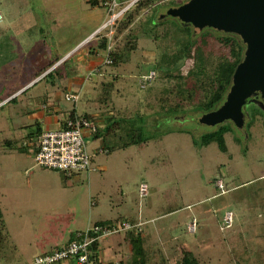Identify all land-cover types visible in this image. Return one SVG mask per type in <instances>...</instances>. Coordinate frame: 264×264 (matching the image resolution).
I'll return each instance as SVG.
<instances>
[{
  "label": "rangeland",
  "instance_id": "374dc122",
  "mask_svg": "<svg viewBox=\"0 0 264 264\" xmlns=\"http://www.w3.org/2000/svg\"><path fill=\"white\" fill-rule=\"evenodd\" d=\"M170 1L187 0H153V6L131 25L140 33L137 50L118 66L101 65L100 75L86 81L74 103L65 100V75L73 62L61 63L90 40L42 72L105 23L106 9L93 8L86 0H0V211L6 236L0 264H28L39 255L40 240L49 238L56 228L59 233L64 230L59 245L88 225L144 222L174 210L142 224L146 264H177L180 244L200 264H264V102L251 99L243 107L245 123L247 115L251 118V112H257L244 131L230 121L222 123L233 128L224 135L225 153L216 143L200 146L203 135L215 127L199 124L202 114L194 108L175 115L159 109L158 100L165 95L161 88L171 83L162 73L164 64L179 52L174 43L184 41L176 19L158 20ZM124 17L113 36L121 45L118 27ZM158 21L163 23L155 27ZM108 31L101 30L100 36ZM163 32L167 39L162 38ZM211 48L220 51L217 45ZM192 67L193 59H185L180 73L186 75ZM150 72L155 73L154 81L142 86L141 79ZM84 74L80 68L76 76L85 78ZM102 80L113 84L108 110H99L95 104ZM53 108L59 111L52 112ZM124 109L133 119L129 122L142 128L146 141L141 145L121 147L126 141L121 132L116 137L85 135L95 171L73 176L36 164L29 134L35 131L37 119L48 130L53 127L47 121H59L54 116L68 119L74 111L102 125L113 115L111 111ZM98 149L108 153L98 154ZM215 179L222 182V190ZM142 183L148 187L146 197L138 193ZM226 211L232 212L234 221L221 230ZM192 218L198 224L195 235L185 228ZM121 236L99 242L104 263L112 258L130 263V247L114 245Z\"/></svg>",
  "mask_w": 264,
  "mask_h": 264
},
{
  "label": "trees",
  "instance_id": "16d2710c",
  "mask_svg": "<svg viewBox=\"0 0 264 264\" xmlns=\"http://www.w3.org/2000/svg\"><path fill=\"white\" fill-rule=\"evenodd\" d=\"M171 2L172 1L168 3ZM90 4L94 5L95 3L90 1ZM168 5L178 6L180 5V2ZM150 6H153V0H139L131 7L128 14L123 15L125 17L122 19L118 27L119 33L122 32L121 35L123 38V44L121 45V43H117V41L114 42L112 38L113 46L109 52L111 64L108 66L115 67L124 63L128 59V55L137 50L140 33L137 29L131 28V25H133V21L138 16L143 14ZM162 23V21H158L155 27L161 25ZM178 25V34L182 36L181 38H183L184 41L182 42L178 40L174 43L179 48V52L171 54V56L168 57V61L164 64L166 66H164V71L162 73L168 79H171V83L169 87L161 88L162 94L165 95L163 98L158 100L159 109L161 111L167 110L169 114L174 115L179 112H184L190 108H194L200 114L209 113L216 110L225 100L226 94L231 86L234 71L243 59L245 46L240 42L239 37L232 34L218 33L212 29H205L201 32V34L193 37V31L190 25ZM162 38L167 39V32L162 33ZM95 42L97 43L96 47L98 49H106L107 39L104 35L96 36ZM216 45L220 50L218 52L211 48ZM90 49L94 52L93 47H90ZM189 58L193 59V67L186 75H182L180 73L182 63L185 59ZM59 60L60 58H57L55 61L47 65L42 73L48 71L50 67H52ZM61 65H65V63L62 62ZM172 67H174V69L170 70ZM57 70L58 68L53 69L47 73L46 76L51 75ZM172 81H174V83ZM100 86L101 90H99L98 95L95 98V104L99 106V110H108L110 109L108 108V104L111 101L113 84L110 81L105 82L102 80ZM127 111V109L111 111L113 112V115L103 120L102 126L99 127L97 132L94 134V138L100 136L116 137V135L121 132L126 136V141L121 142V147L123 148L133 145L139 146L144 143L146 139L142 138V128L129 122L133 119L127 117ZM245 114H247L246 111ZM256 115L257 112L254 110L251 112V118L247 115L245 128H249L251 126ZM76 116L75 112L71 111L67 118L73 119ZM80 116L90 119L88 114ZM126 117L128 119H126ZM137 119H139V117H137ZM63 127L64 123L60 126V128ZM231 130H233L231 123H229V126H224L223 124L217 125L212 131L203 135L200 146L206 147L211 143H216L218 149L225 153L227 148L224 135ZM41 133V126L39 123H35V131L29 134L30 138L33 137L31 139L34 140V154L37 152V141ZM59 219H61V217H59ZM103 223L108 222H101L100 224ZM4 229L5 227L2 221V213L0 211V255H2L3 252L2 245L6 240ZM57 230V228L53 229V234L51 236L47 235L49 238L40 240V244H38L40 249L39 255L49 253L67 245L75 238V235L78 232L75 231L71 233L67 242L58 245L57 242L63 236L64 230L60 233L57 232ZM54 233H57L56 236H54ZM122 235H124L125 243L130 247L131 261L129 264H146L143 238L141 237V234L137 230L132 229L122 233ZM98 244L99 242L94 243L90 247V250L93 253L91 261L94 263L99 262L100 259L98 258ZM180 253V259L177 264H200V261L193 255V253L186 250V248H182ZM68 264L74 263L69 262ZM117 264L123 263L120 261Z\"/></svg>",
  "mask_w": 264,
  "mask_h": 264
},
{
  "label": "built area",
  "instance_id": "2783aa9c",
  "mask_svg": "<svg viewBox=\"0 0 264 264\" xmlns=\"http://www.w3.org/2000/svg\"><path fill=\"white\" fill-rule=\"evenodd\" d=\"M139 0H102L100 5L106 9L108 13L107 21L95 31L87 40L98 36L101 30H109L104 36L107 39V46L104 50V58L102 64L108 66L111 64L109 52L113 46V35L117 22L123 15L131 9V7ZM179 1V0H175ZM2 15L0 13V22ZM98 72V69L90 71L86 75V80H90L91 76ZM155 79V73L150 72L141 79V85H149ZM80 92H68L65 94V100L68 102H78ZM99 126L90 119L82 116H76L73 119H66L64 127L52 130H46L41 133L37 141V152L34 154L35 162L38 166L46 169L61 171L67 175H72L81 171H95L92 168L91 156L87 151V145L84 140L85 135H94ZM98 154H107V150L98 149ZM216 186L222 190V182L216 181ZM138 193L140 197L148 195V187L142 183L139 185ZM234 216L231 211H226L222 218V229L230 228L233 224ZM136 226L127 221L111 222L103 224L88 225L83 231H78L75 238L67 245L59 249L53 250L43 255H37L28 264H104L101 259L94 263L91 261L93 256L90 250L91 245L98 243L109 236L122 234ZM196 229V221L193 220L188 230L194 232ZM99 258V257H98Z\"/></svg>",
  "mask_w": 264,
  "mask_h": 264
},
{
  "label": "water",
  "instance_id": "95a60500",
  "mask_svg": "<svg viewBox=\"0 0 264 264\" xmlns=\"http://www.w3.org/2000/svg\"><path fill=\"white\" fill-rule=\"evenodd\" d=\"M166 17L176 19L180 25H190L194 35L212 29L239 37L245 51L225 100L197 121L209 127L230 121L244 131L243 107L251 99L264 102V0H188L168 7L158 20Z\"/></svg>",
  "mask_w": 264,
  "mask_h": 264
},
{
  "label": "crops",
  "instance_id": "0c3cea01",
  "mask_svg": "<svg viewBox=\"0 0 264 264\" xmlns=\"http://www.w3.org/2000/svg\"><path fill=\"white\" fill-rule=\"evenodd\" d=\"M87 1V3L88 4H90V1H93L95 4L94 5H91L93 8H96V7H100V2H99V0H86ZM123 1V0H122ZM101 8V7H100ZM106 13H107V11H106ZM108 14V13H107ZM104 24V23H103ZM103 24H101L99 27H97V28H95L90 34H88L86 37H84L81 41H79L77 44H75L71 49H69L68 51H66L63 55H62V57H60V60L59 61H61L67 54H69L70 52H72L74 49H76L77 47H79V46H81L82 45V43L84 44L85 42H87V40L91 37V35L95 32V31H97ZM100 35V34H99ZM98 35V36H99ZM96 38V37H95ZM95 38H92V39H90V41L89 42H87V47L84 45V46H82V48L81 49H79V50H76V52L75 53H73V54H71L68 58H66L63 62L65 63V64H67V62H69L70 60H71V62H73V63H71V65L69 66V69L67 70V72H66V75H65V78H66V80H67V86H66V92H65V94L66 93H68V92H81L82 90H84V88H85V86H86V76H85V78H83V77H77L76 76V73H77V71H78V69H84V73L87 75L90 71H93V70H95V69H98V72L97 73H95V75H100V71H101V69H102V67H101V64H102V60H103V58H102V55H101V53H103L104 54V50H100V49H98L97 47H96V42H95ZM90 47H93L94 48V52H93V50H91L90 49ZM77 55V57L74 59V61H72V57L73 56H76ZM58 61V62H59ZM57 62V63H58ZM56 64V63H55ZM54 64V65H55ZM101 67V68H100ZM51 69V68H50ZM49 69V70H50ZM74 69L76 70V73H75V71H74ZM84 74V75H85ZM102 75V74H101ZM75 89V90H74ZM53 106V105H52ZM52 109V107H49V109ZM59 110L58 109H55V108H53V110H52V112H58ZM40 116H42L43 117V115H40ZM67 116V115H66ZM66 116H64V118L61 120V117H60V119L57 117V116H54V118H56V120L58 119L59 121H55L54 123L52 122V123H50L51 122V120H50V122L48 123V121H47V125L50 127H53V128H49L48 130H52V129H58V128H60V126L64 123V121L63 120H66ZM78 116V115H77ZM42 117H40V118H42ZM39 118V117H38ZM46 118H49V117H46ZM109 118V117H108ZM38 120V122L40 123V121H39V119H37ZM90 120H92L91 118H90ZM94 121V120H93ZM99 127H101L102 125L101 124H98V123H96ZM41 126V129H42V132H44V131H46L45 129L46 128H43L42 127V125H40ZM31 141V140H30ZM73 176L75 175V173L74 174H72ZM217 181V180H216ZM176 210H174V211H171L170 213H168V214H163V215H161V217L162 218H164V217H166V216H168V215H171V214H173L174 212H175ZM161 217H156V218H154V219H161ZM154 219H149V220H145L144 222H141L140 220H138V222H129L130 224H132V225H135L136 226V228H135V230H137L140 234H141V237L143 238V248H144V244L146 243L145 242V240H146V236H144L143 235V230L141 229V227L143 226L142 224H147V223H152L153 222V220ZM193 220H195V218H192V220L188 223V224H186L185 225V228H186V232L187 233H189V234H192L193 233V235H195V234H197V229H195V231L194 232H191V231H189L188 230V227L191 225V223H192V221ZM196 221V220H195ZM198 227V224H197V222H196V228ZM222 226H220V229L222 230V228H221ZM119 239L117 240V241H115V246L117 245L118 246V248H121L122 247V245H125L126 243H125V241H124V235H122L121 236V238L120 237H118ZM101 242V241H100ZM100 245L101 244H98V255H99V258L102 260V262L104 261V258H103V252H102V248L100 247ZM127 245V244H126ZM106 246V245H105ZM129 246V245H128ZM111 247H112V245H110V244H107V249H111ZM182 248H186V246L184 245V244H180V246H179V251L181 252V249ZM186 250H188V251H190L191 252V250L189 249V248H186ZM192 253V252H191ZM181 254V253H180ZM120 257V256H119ZM118 257V258H119ZM111 258V257H110ZM108 259V258H107ZM111 260V259H110ZM108 261V262H106V263H104V264H108V263H113V264H117L119 261H120V259L119 260H114L113 258H112V260L113 261Z\"/></svg>",
  "mask_w": 264,
  "mask_h": 264
}]
</instances>
